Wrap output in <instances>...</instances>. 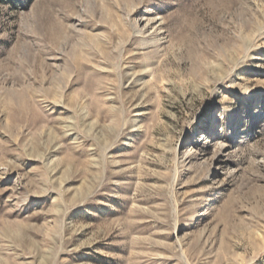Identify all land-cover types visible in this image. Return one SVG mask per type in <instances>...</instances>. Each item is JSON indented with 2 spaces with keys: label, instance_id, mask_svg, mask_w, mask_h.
<instances>
[{
  "label": "rangeland",
  "instance_id": "obj_1",
  "mask_svg": "<svg viewBox=\"0 0 264 264\" xmlns=\"http://www.w3.org/2000/svg\"><path fill=\"white\" fill-rule=\"evenodd\" d=\"M0 264H264V0H0Z\"/></svg>",
  "mask_w": 264,
  "mask_h": 264
},
{
  "label": "bare ground",
  "instance_id": "obj_2",
  "mask_svg": "<svg viewBox=\"0 0 264 264\" xmlns=\"http://www.w3.org/2000/svg\"><path fill=\"white\" fill-rule=\"evenodd\" d=\"M138 30V29H137ZM141 30V29H140ZM138 32V31H137ZM141 32V31H140ZM139 33V32H138Z\"/></svg>",
  "mask_w": 264,
  "mask_h": 264
}]
</instances>
